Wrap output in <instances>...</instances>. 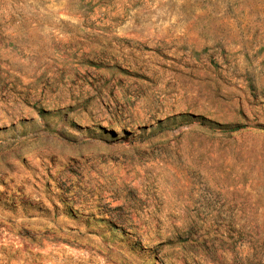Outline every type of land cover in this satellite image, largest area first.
Listing matches in <instances>:
<instances>
[{
	"label": "rangeland",
	"instance_id": "374dc122",
	"mask_svg": "<svg viewBox=\"0 0 264 264\" xmlns=\"http://www.w3.org/2000/svg\"><path fill=\"white\" fill-rule=\"evenodd\" d=\"M0 264H264V0H0Z\"/></svg>",
	"mask_w": 264,
	"mask_h": 264
}]
</instances>
